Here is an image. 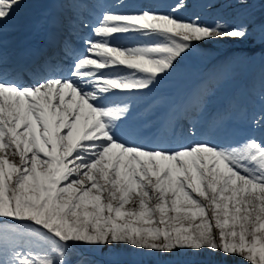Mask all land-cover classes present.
Segmentation results:
<instances>
[{
  "label": "snow or ice",
  "instance_id": "6c2138e0",
  "mask_svg": "<svg viewBox=\"0 0 264 264\" xmlns=\"http://www.w3.org/2000/svg\"><path fill=\"white\" fill-rule=\"evenodd\" d=\"M252 2L224 0L241 10ZM21 3L0 0V28ZM183 7L104 12L84 25L95 39L66 74L25 84L0 68V264H68L71 249L115 244L179 264H220L216 255L264 264V139L165 147L124 138L130 108L115 97L148 91L194 45L252 39L264 55V17L240 12L210 26L177 18ZM116 34L152 42L113 45Z\"/></svg>",
  "mask_w": 264,
  "mask_h": 264
},
{
  "label": "rangeland",
  "instance_id": "374dc122",
  "mask_svg": "<svg viewBox=\"0 0 264 264\" xmlns=\"http://www.w3.org/2000/svg\"><path fill=\"white\" fill-rule=\"evenodd\" d=\"M59 1L57 2L58 6L65 9L58 12L60 16L63 15L62 23L71 21L72 17L76 19V22H82V13H84L87 15L86 18L90 17L89 19L93 20L87 21L91 25L95 24L100 17H94L88 10H98L103 14L114 7L115 12L126 13L145 8L151 10L155 6L159 8L156 11L158 13H172L176 4L180 3V0H157L158 2L155 4H150L152 0H143L140 1L142 5L144 2L149 3L144 6L145 8L125 11V9L121 10V0H113L110 3L108 0H85L86 2H83V4L75 2L76 0ZM47 2L49 0H22L21 5L11 15L12 18H15L14 22L5 21L8 23L7 27L9 28H0V38H2L0 49L7 51L11 49L12 39L5 41L4 37L19 30V28L15 30L14 28L17 27H14V25L26 23L27 18L35 15L38 10H46L39 15H46L51 10H55L54 8L46 9L48 5L45 4ZM193 2L196 3L193 4ZM183 4V8L189 7L185 10H194L196 4L197 8L195 11L184 15H179L180 12L175 11L173 14L177 18L186 20L199 17L202 24L210 26H214L217 22H234L240 12L251 13L257 20L264 17V2L262 0H253L250 7L243 10L226 7L224 0H183ZM129 6L130 3L124 8ZM73 10L77 11L73 14L70 12ZM42 21H46V19L42 18ZM47 26L48 23L44 24V27L42 25L40 29L42 27L43 29L38 30L36 35L42 34ZM66 26H70V22ZM119 35L124 39L118 38ZM123 35L116 34L112 37V44L137 47L152 42V38L147 36L133 34L127 36L128 40H126ZM90 37L95 38L92 35ZM251 50L254 51L251 52ZM104 71L110 70L106 69ZM121 74L123 73L121 72ZM163 85L179 86L177 87L178 90L162 91ZM194 93H196V97L192 99ZM115 99L126 102L130 108L127 119L123 121V124L129 125L131 119L134 118V126L137 128L136 133L144 134L142 140L135 142L138 144L148 141L153 135L158 134L159 136L160 133L151 130L153 126H159V123H165L166 125L163 132H165L168 145H164L165 147H174L177 143L188 144L201 141L227 145L241 141L248 136L264 139V123H254L261 116H264V55L261 54L258 42L252 39L209 40L194 45L193 51L179 60L175 68L167 76H163L148 91L119 95ZM234 101H237L236 104ZM188 108H192L194 113L188 114L191 116L184 119ZM234 111V114L231 113ZM248 117H250V120H248ZM149 118L152 119L151 122H148ZM145 123L148 124L145 126ZM221 126L224 128L225 134L223 135L219 130ZM139 127H142L141 131L138 129ZM147 131L148 134L146 135ZM201 135H205L206 138L201 140ZM156 139L159 140V137ZM8 158L10 160L18 159L10 154ZM23 227L26 228V226ZM75 250L78 253L79 251L93 253L111 262L148 264L162 260L161 253L141 251L125 244L98 248L78 247ZM73 255V250H69L67 254L68 262ZM173 258L177 264L185 259L178 255H173ZM200 259H206V257ZM212 259L219 261L220 264H247L239 257L224 258L216 255ZM83 261L79 264H99L93 256Z\"/></svg>",
  "mask_w": 264,
  "mask_h": 264
},
{
  "label": "bare ground",
  "instance_id": "6f19581e",
  "mask_svg": "<svg viewBox=\"0 0 264 264\" xmlns=\"http://www.w3.org/2000/svg\"><path fill=\"white\" fill-rule=\"evenodd\" d=\"M111 1H113V0H108V2L110 3ZM135 1H138L137 3L135 2ZM140 1L142 2L143 0H121V2H120V7H121V10H139L140 8H145L144 7V5H143V7H142V5H141V3H140ZM155 0H152V2H154ZM195 1V0H194ZM196 1H198V0H196ZM57 2H58V0H49V2H47L45 5H48L47 7H46V9H55V10H53V11H51V13L52 12H54V13H56V12H58V11H56V10H65V9H62L61 7H59L58 6V4H57ZM105 3H106V1H105ZM130 3V6L129 7H126V8H124L125 6H127L128 4ZM196 2H193V4H195ZM210 4V3H209ZM208 4V5H209ZM207 5V6H208ZM119 7V8H120ZM20 8H22V7H20ZM119 8H118V10H119ZM189 7H186V8H181L180 10H185V9H188ZM197 8V4H196V6L193 8L194 10ZM111 10H115V8L114 7H112L111 8ZM151 10H159V8H157V7H155V6H153L152 8H151ZM183 13H185L184 11H182ZM14 19L15 18H12V17H10L9 18V20H7V21H9V22H14ZM13 24V23H12ZM6 25H8V23L7 22H4L3 23V27L4 26H6ZM86 28V27H85ZM88 29H89V31H88ZM87 31L88 32H90V28H88L87 27ZM126 35H128V36H132L133 34H126ZM77 44H80L81 45V43L78 41V42H76ZM235 45H236V43H234ZM4 53H6V52H4ZM3 60H4V58L2 59V62H3ZM67 62H69V61H67ZM69 63H72V61H70ZM7 65V63H1L0 62V67H3V66H6ZM179 86V85H178ZM178 86H176V87H174V86H171V85H163L162 86V91H169V90H178ZM134 122H135V120H134V118L133 119H131V122H130V124L129 125H124V124H122V130H123V132L124 133H126V135L124 136V137H127L129 140H131L132 139V141H134V138L135 139H140V138H142V136H140V135H137L136 134V132H137V128L134 126ZM220 132L222 133V135L223 134H225L224 133V128L221 126L220 127ZM129 131V132H128ZM129 133V134H128ZM154 141V138H152L151 139V141H149V142H153ZM157 143H160V140H159V142L157 141ZM163 143V142H162ZM153 144H154V142H153ZM162 263H176L175 262V259L173 258V255L172 256H168V255H164V254H162V260H160Z\"/></svg>",
  "mask_w": 264,
  "mask_h": 264
}]
</instances>
